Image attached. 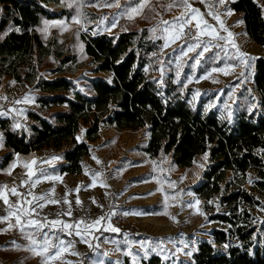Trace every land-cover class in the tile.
Wrapping results in <instances>:
<instances>
[{
  "label": "rangeland",
  "instance_id": "1",
  "mask_svg": "<svg viewBox=\"0 0 264 264\" xmlns=\"http://www.w3.org/2000/svg\"><path fill=\"white\" fill-rule=\"evenodd\" d=\"M35 1L49 11L68 8L61 0H58L59 4ZM229 1L219 4L217 0H187L190 7H186L182 0H80L81 6H74L73 16L47 21V27L44 21L38 31L44 42L52 44L56 38L64 53L77 54L80 43L75 31L85 35H116L130 27L146 28L152 39L159 43L151 78L160 94L165 96V81L170 80L181 85V91L187 94L193 108L202 113H213L231 125L236 118L238 96L242 90L246 89L254 99L251 89L253 59L246 57L245 63H239L233 58L237 55L236 48L231 44L226 51L215 47L225 42L215 40L211 32L214 30L223 36L231 32L239 51L254 59L264 55V47L245 35L237 13L231 11L228 14L226 5ZM254 1L264 20V0ZM133 9L139 11L133 14ZM191 9H198L199 14L192 13ZM129 15H132L131 19ZM214 16L223 21V29L227 32ZM74 18L80 23H75ZM184 20H190L185 27H194L196 33L193 36L200 41L193 51L188 48L197 40L184 35L185 27L180 38L175 42L169 39L165 46V38L178 33ZM57 21L65 26H54ZM205 23L210 27H205ZM205 45L207 51L203 50ZM200 52L203 55L198 56ZM57 64L58 60L42 59L37 74L53 78L57 75L54 71ZM237 64L239 66L234 69L227 67ZM93 68L84 61L72 73L60 75L70 80L76 91L84 93L88 79L108 78L107 73H94ZM213 69H225L228 74ZM19 70L23 72L25 68ZM31 88L32 83L28 81L18 83L8 76L0 78V98L6 94L14 99L7 109L2 108L0 102V117L9 118L15 128L27 129L26 110H39L45 117L60 109H38ZM66 96L72 95L68 92ZM83 127L80 124L79 137ZM147 136L145 128L115 129L112 125H99L98 137L87 142L90 153L82 158L84 168L77 174L59 170L64 163L61 155L65 147L59 150L42 147L24 154L16 153L8 167L0 170V264H122L124 258L130 264H139L141 258L150 254L172 264L190 263L191 255L186 253L192 254L199 241H210L211 230L219 228L209 216L223 211L219 204L221 192L208 199L193 192L207 162L205 155L197 156L189 166L177 168L170 164L169 156L150 159L142 152ZM4 153L5 149L0 146V159ZM230 175L226 174L227 181ZM250 181L252 177L248 173L242 185L247 191ZM13 188L17 194L12 193ZM25 189L29 190L31 200L24 204ZM7 196L20 201L26 212L34 214L30 221L37 223L18 226L4 204ZM196 200L200 202L198 205ZM189 203L193 206L188 207ZM261 209L254 207L249 212L258 221V228L263 232L260 240L264 243V211ZM48 210L53 211V216L44 218L42 215ZM112 216L123 222L119 232L111 231L107 224ZM100 217L105 218L101 224L86 228ZM52 220L70 225L83 221L79 231L84 240L76 234L77 229H63L62 224L51 227L49 222ZM32 239L40 247L47 239L48 251L43 255L35 254L31 250L34 247ZM62 246L64 250L57 255ZM218 249L222 251V248ZM46 256L56 258L45 261Z\"/></svg>",
  "mask_w": 264,
  "mask_h": 264
},
{
  "label": "trees",
  "instance_id": "2",
  "mask_svg": "<svg viewBox=\"0 0 264 264\" xmlns=\"http://www.w3.org/2000/svg\"><path fill=\"white\" fill-rule=\"evenodd\" d=\"M39 1L59 4L58 0ZM226 8L239 15L245 35L264 47V20L257 3L231 0ZM73 10L49 11L35 0H0V78L32 83V99L38 109L60 108L45 117L39 110H26V130L0 117L5 149L0 170L8 167L16 153L65 147L59 170L77 174L84 168L82 158L90 153L87 142L98 137L99 125L145 128L148 136L142 152L148 158L169 156L170 164L179 168L207 154L193 192L206 199L221 192L223 211L209 216L219 228L211 230L210 241L198 242L187 264H264L263 232L249 212L254 207L264 208V55L252 61L254 99L242 90L235 121L229 125L213 113L193 108L179 84L166 80L165 96L160 94L151 78L159 43L146 28L130 27L116 35L75 31L80 43L77 54L64 53L56 38L52 44L44 42L38 31L42 22L68 19ZM42 59L58 60L55 77L37 74ZM84 61L94 66V73L105 72L108 78L88 79L84 93H80L60 74L72 73ZM20 67L25 70L21 72ZM68 92L71 97L66 96ZM80 124L84 125L81 137ZM227 173L231 174L228 181ZM248 173L252 177L249 191L242 187ZM122 264L130 263L124 258ZM139 264L172 263L150 254Z\"/></svg>",
  "mask_w": 264,
  "mask_h": 264
},
{
  "label": "snow or ice",
  "instance_id": "3",
  "mask_svg": "<svg viewBox=\"0 0 264 264\" xmlns=\"http://www.w3.org/2000/svg\"><path fill=\"white\" fill-rule=\"evenodd\" d=\"M61 2H62V3H66L68 7H74V6H75V7H79V6H81V5H80V0H61ZM202 2H203V0H202ZM217 2H218L219 4H224V3H225V0H217ZM182 3L184 4V6H186V7H190V5H188V3H187V0H182ZM141 7H143V5H141ZM138 11H139V9H133V10H132L133 14L137 13ZM191 11H192V13H194V14H199V10H198V9H191ZM228 14H231V11H230V10H229V13H228ZM131 18H132V15H129V19H131ZM177 19H181V18H177ZM214 19H217V20L219 21V17H218V16H214ZM74 22L77 23V24L80 23V21H79L78 19H76V18H74ZM219 22H220L221 27H222V29H223V21H219ZM163 23L167 24L168 22H167V21H164ZM189 23H190V20H184L183 24L180 25V31H179L178 33H174L171 37H169V38H165V46L168 45V41H169V39H171V42H175L176 39L180 38L181 35H183V28H184L186 25H188ZM239 23H243V21H239ZM45 25H46V27L48 26V22H47V21H45ZM56 25L65 26L64 23L61 22V21L54 22V26H56ZM197 26H198V25H197ZM205 27H210V26H208V25L205 23ZM153 31H155V29H153ZM165 31L167 32L168 29H165ZM223 31H226V32H227V29H223ZM211 35L213 36V38H214L215 40H217V41H224V42H225L224 45L216 44V45H214L215 47L221 48L222 50H225V51H226L227 46H228L229 44H231V46H232L233 48H236L237 55H236L235 57H233V58H234V59H237V60L239 61V63H241V64L245 63V58H246V57H247L248 60H252V59H254V58H252V57H248L246 53H243V52H240V51H239V48L237 47V45H236V44L234 43V41L232 40L233 34H232L231 32H228V33H227V36H223V35H219L218 33H216V32L213 30V31L211 32ZM192 38H193V39H196V40H197V43H196L195 45L190 46V47L188 48V51H193L194 48H195V47H198L199 44H200V41L198 40L197 37L193 36ZM203 50H204V51H207V50H208L207 45H205V47H204ZM199 55H203V52L198 53V56H199ZM198 62H199V61L197 60V63H198ZM236 66H239V65H238V64H237V65H229V66H227V67H230V68H233V69H234V67H236ZM246 66H247V65H246ZM213 71H222V72H224L225 74H228V72H227L225 69H213ZM178 75H179V73H178ZM241 75H243V73H241ZM16 127H20V125H16ZM77 139L79 140V137H78ZM0 146H2V139H0ZM54 159H59V158H58V157H54ZM94 159H95V157H94ZM204 159H205V160L207 159V154H205ZM98 162H99V161H98ZM32 163L34 164L35 161H32ZM25 167H30V165L25 164ZM41 174L43 175V170H41ZM93 175H95V174H93ZM11 191H12L13 194H17L15 188L11 189ZM77 191H79V188H77ZM189 194H191V193H189ZM166 199H167V197H166ZM66 202H67V201H66ZM94 202H95V201H94ZM5 203H7V200H5ZM77 203H79V200L77 201ZM199 203H200L199 200H196V201H195V204L198 205ZM187 206H188V207H192L193 205H192L191 203H189ZM261 210L264 211V208H262ZM70 214H71V213L69 212L68 215H70ZM104 219H105L104 217H100V218H98L96 221H94L93 225H90V226L86 225V228H92V227H95L96 225L101 224V222H102ZM35 223H37V222H36V221H29V224H35ZM49 223H50L51 227H53V228H54L57 224H62L63 229H77L76 234H77V235H81V240H84V236H83V235L81 234V232L79 231V224L83 223V221L78 222L76 225L66 224V223H63V222L60 221V220H52V221H50ZM17 224H20V220H19V218H17ZM10 227H11V225H10ZM109 228H111V231H113V232H119V231H120V230L117 229V228L111 227V225H109ZM21 230L23 231V228H21ZM70 234H71V233H70ZM85 242H87V241L85 240ZM32 245H33L34 247H33L31 250H32L35 254H38V255H43L44 253H46V252L48 251V247H49V243H48L47 239H45L44 244H43V247L38 246V245H37V241H36L35 239H32ZM141 246H143V245H141ZM38 247H39V251H37V248H38ZM63 250H64V248H63V246H62L61 248L58 249L57 255H59V252H60V251H63ZM73 254H76V253H73ZM186 254H187V255H191V253H186ZM55 258H56V256H52V257H47V256H46V257H45V261H46L47 259H55Z\"/></svg>",
  "mask_w": 264,
  "mask_h": 264
},
{
  "label": "built area",
  "instance_id": "4",
  "mask_svg": "<svg viewBox=\"0 0 264 264\" xmlns=\"http://www.w3.org/2000/svg\"><path fill=\"white\" fill-rule=\"evenodd\" d=\"M196 33V29L192 26H187L184 29V35L191 37ZM0 102H1V107L4 109H7L9 107L12 106V104L14 103V99L9 96V95H1L0 98ZM5 200H7V203L4 204L6 206V209L8 210V212L14 216V218L16 219V224H17V218H19L20 220V224H17L18 226H26L31 217L34 216V214H30L29 212H26V210H24V206L21 204L20 201H18L16 198H14L13 196H7L5 198ZM31 200L30 197V193L29 190L25 189L23 191V203H27ZM44 218H50L53 216V211H46L43 213L42 215ZM88 219V218H86ZM108 225H112L113 227L120 229L123 228V222L121 219L116 218V217H110L108 220Z\"/></svg>",
  "mask_w": 264,
  "mask_h": 264
}]
</instances>
